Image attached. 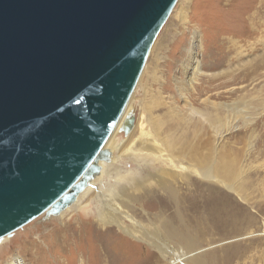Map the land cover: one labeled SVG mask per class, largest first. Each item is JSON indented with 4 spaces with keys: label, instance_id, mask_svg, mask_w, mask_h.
Returning a JSON list of instances; mask_svg holds the SVG:
<instances>
[{
    "label": "water",
    "instance_id": "water-1",
    "mask_svg": "<svg viewBox=\"0 0 264 264\" xmlns=\"http://www.w3.org/2000/svg\"><path fill=\"white\" fill-rule=\"evenodd\" d=\"M177 1L0 0V240L72 206L110 161Z\"/></svg>",
    "mask_w": 264,
    "mask_h": 264
},
{
    "label": "rangeland",
    "instance_id": "rangeland-1",
    "mask_svg": "<svg viewBox=\"0 0 264 264\" xmlns=\"http://www.w3.org/2000/svg\"><path fill=\"white\" fill-rule=\"evenodd\" d=\"M193 2L192 10L194 13L201 11L202 20L195 18L184 25L180 18L183 0H178L151 48L145 72L137 84L139 99L146 91H154L161 81H166L171 85L172 96L178 97L182 104L178 86L187 79L182 61L188 59L187 48L195 30L201 35L202 46L198 48V54L203 65L205 64L203 69L211 73L220 68L206 65L218 59L222 43L224 46H231L229 37L241 40L236 33L246 24L245 16L256 13L257 6H260L264 18V0H230V5L226 4L228 0ZM262 33L264 34V27ZM261 49L264 50V44L258 43L257 48L243 59L246 61L255 58L261 53ZM240 63L235 62V65ZM205 79L206 76H200L196 84L207 86ZM263 84L264 80L256 79L250 81L244 90L239 84H235L233 91L226 93L221 99L214 96L215 90L208 93L212 100L219 99L218 101L229 104L236 102L237 109L232 113L234 118L231 130L226 131L220 139L218 150L221 160L236 163L245 187L241 195L218 182L216 193L209 194L207 181H198L201 186L197 194H201L205 201L191 203L187 208L182 207L187 212L185 222L190 228L191 234L187 235L189 239H170V244L175 249L197 252L186 264H196L193 262L196 256H205L206 264H264ZM185 87V92L190 93L191 90ZM135 109L137 125L143 113L139 101H136ZM219 113L225 116V109L221 108ZM200 131V137L204 141L202 134L208 135L209 128L203 126ZM119 134V139L127 138L123 132ZM127 157H122L118 164L109 167L114 168L111 179L104 175L105 179L103 178L104 182L100 187L104 188L103 186L111 183L112 186L115 185L114 188H118L124 184L123 180L117 181L118 170H122V174L129 171H147L150 174L168 168L165 163L153 160L152 156L143 158L151 160L150 162H137L140 157L136 158L131 154ZM188 185L194 189L192 182ZM182 189L187 191L184 186ZM91 191L81 195L82 198L62 215L49 218L41 215L1 242L0 264H165V259L156 248L125 233L115 224H100L98 214L102 204L95 198L94 189ZM211 197L216 199L215 209L219 215L200 217L199 212L210 209ZM174 209L165 205L163 197H159L157 200H147L141 206L136 204L132 214L145 226L154 228L156 225L160 228L162 223L160 217H156L157 214L162 215L164 212L165 216H171Z\"/></svg>",
    "mask_w": 264,
    "mask_h": 264
},
{
    "label": "bare ground",
    "instance_id": "bare-ground-1",
    "mask_svg": "<svg viewBox=\"0 0 264 264\" xmlns=\"http://www.w3.org/2000/svg\"><path fill=\"white\" fill-rule=\"evenodd\" d=\"M229 1L226 4L230 5ZM193 4V0H183L180 18L184 25L195 18H201V20L203 18L201 11L193 12ZM257 8V14L254 12L245 16L246 24L236 33L241 40L229 37L228 41L231 46H224L222 43L218 51V59L206 65L210 68H220L217 71L211 73L204 71L205 64L203 65L198 54V48L202 46L201 35L198 30H195L190 46L187 48L188 59L182 61L187 75L186 82L178 86L182 104L178 97L172 96L171 85L166 81H161L158 89L146 91L140 99L137 96L139 86L136 85L137 88L132 93L118 126L106 143L105 147L111 152L110 161H100V173L88 183L83 193L78 195L77 202L81 195L92 192L91 190L94 189L95 198L102 204L98 214L99 223L115 224L125 233L156 248L165 259V264L180 262L186 264L197 253L175 249L171 246L170 239L182 241L189 239L187 235L191 234L190 228L185 222L187 212L183 208H187L191 203L205 201L201 194H197L201 186L199 182L207 181L206 187L209 194L216 193L218 182L241 195L244 191L245 181L236 163L221 160L218 150L220 139L226 131L231 130L230 126L234 118L232 113L237 109L236 102L229 104L218 100L226 93L232 92L235 84H239L238 86L244 90L250 81L264 80V50L261 49V53L253 59L246 61L243 59L257 48L258 43L264 44L262 33L264 27L262 19L264 18H262L260 6ZM242 41L245 43H241ZM176 57L179 58L178 55ZM235 62L241 63L236 66ZM145 67L138 82L145 72ZM202 75L206 76L208 87L202 83L196 84ZM185 86L191 90L190 93L185 92L187 90ZM263 87L264 84L261 89ZM213 90L216 91L214 96L219 98L218 100H212V96L208 94ZM136 101H139L143 110L137 125ZM221 108L225 109V116L219 113ZM131 117H135V121L130 132L126 134L124 128ZM203 126H208L210 131L208 135L202 134L205 137L204 141L200 137L201 131L199 132ZM191 127L196 129L191 130ZM121 132L127 135L126 139L118 138ZM129 154L136 158L140 157L137 162L152 156L153 160L165 163L168 168L150 174L147 171H129L127 174H122V170H118V180H116L118 182L123 180L124 184L118 188H114L115 185L112 186L111 183L103 186L104 188L100 187V184L104 182V175H108L111 179L114 168L109 169V167L114 166L122 157H127ZM145 161L150 162L151 160ZM140 167L142 169V166ZM189 182L195 185L194 189L190 188ZM179 183L181 185H177ZM183 186L187 191H183ZM159 197H163L165 205L175 209L171 216H165L164 212L162 215L157 214L156 217H160L162 225L160 228L156 225L154 228H149L137 221L132 211L136 208V204L141 206L147 200H157ZM211 199L210 209L206 212H199L200 217L219 215L215 209L216 199L214 197ZM71 207L62 210L59 215ZM6 238L8 237L1 239L0 244ZM205 260V256L193 258L196 264H206Z\"/></svg>",
    "mask_w": 264,
    "mask_h": 264
}]
</instances>
